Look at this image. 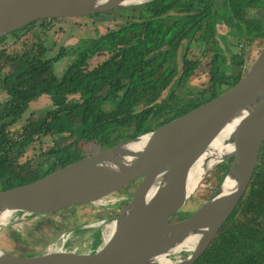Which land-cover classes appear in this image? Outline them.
<instances>
[{
    "label": "trees",
    "instance_id": "obj_1",
    "mask_svg": "<svg viewBox=\"0 0 264 264\" xmlns=\"http://www.w3.org/2000/svg\"><path fill=\"white\" fill-rule=\"evenodd\" d=\"M199 1L141 3L136 8L138 15L125 20L120 28L71 48L74 58L60 76L56 75L54 65L65 52L60 50L50 57L41 40L28 44L26 39L36 25L51 30L52 23L67 19L40 20L1 35L0 94L6 98L0 100V191L32 183L89 156L93 145L101 151L149 133L235 84L247 70L244 49L257 38L263 44L264 30L258 29V21L245 19V9L251 6L244 5V0L238 5L224 0L227 15L220 16L238 29L239 48L226 60L213 38L219 21L217 11L211 1ZM204 33L212 41L202 52L203 56L211 53L207 85L183 94L180 89L191 81L199 61L188 59L185 53L179 56L178 48L183 40H197ZM8 36L21 41L20 50L9 52L3 47ZM105 53L108 58L88 70V60ZM221 63L233 67L235 73L221 70ZM174 78L176 83L161 99ZM43 96L51 99V108L39 114L30 112L24 123L18 125L29 103ZM48 142L51 147L43 151ZM36 143L38 148L34 147ZM228 167L227 163L218 165L220 183ZM130 195L126 193L112 208L124 207ZM68 211L48 216L28 214L24 222L37 219L43 224ZM108 216L105 214V218ZM182 218L174 215L170 221ZM10 220L2 225L6 226L5 231L17 244H26L28 238H23L19 231L29 234L32 227L26 226L22 231L13 228ZM28 251L20 247L16 253L41 255ZM194 264H264V141L243 197Z\"/></svg>",
    "mask_w": 264,
    "mask_h": 264
},
{
    "label": "water",
    "instance_id": "obj_2",
    "mask_svg": "<svg viewBox=\"0 0 264 264\" xmlns=\"http://www.w3.org/2000/svg\"><path fill=\"white\" fill-rule=\"evenodd\" d=\"M131 5L130 0H0V36L40 20L85 18ZM227 130L223 143L231 152L203 174L228 164L217 191L190 217L170 221L192 196L187 182L196 163ZM263 141L264 43L241 78L209 102L37 181L0 191V218L99 207L131 194L95 251L21 256L0 250V264H194L243 197Z\"/></svg>",
    "mask_w": 264,
    "mask_h": 264
},
{
    "label": "rangeland",
    "instance_id": "obj_3",
    "mask_svg": "<svg viewBox=\"0 0 264 264\" xmlns=\"http://www.w3.org/2000/svg\"><path fill=\"white\" fill-rule=\"evenodd\" d=\"M220 3V0H215V8L217 11V16H219V25L216 27L217 34L214 36L215 38H213L216 40L219 48L221 49L222 57L228 60L229 55L239 52V48L235 47L236 43L238 42L236 40L238 36H235L234 34L226 35L228 31V24H226L224 19L220 16V13H223V7ZM136 8L137 7L135 6L133 8L114 11L115 13H111L110 15L114 16L116 19L98 18L94 19L93 21L89 19H67L64 21L52 23L53 27L51 30L43 29L39 25H36L32 28V31L30 34H28L26 40L28 44H33L41 40L44 46L49 50L50 57H54L55 55H57L58 51L60 50L65 52L64 57L54 65L56 75L60 76L74 58V56L71 54V48L87 43L88 39L90 40L92 38L103 35L108 30L110 31L124 25L123 21L136 17V12L138 11H136ZM221 37H223V39ZM195 38L194 40H183L177 51L179 56L185 53L188 59L192 61H199L198 67L195 70L191 81L187 84H184L180 89L181 93L183 94L192 90L193 88H204L205 85H207L208 75L211 69V53L205 56H203L202 54L203 50H206V48H208L207 46L212 44L211 36L207 33H204L203 37L201 38L200 36H197V38L200 39L196 40ZM206 40L208 42H206ZM224 40L228 41L230 49H227L226 45L224 44ZM252 42L253 43L250 46L244 49L246 53V68L250 66L263 45L262 41L259 38L254 39V41ZM3 47L8 48L9 52H11L12 50H20L21 41H16L15 37L8 36L3 42ZM107 57V54H101L91 58L87 64L88 70H92L93 68L101 64ZM177 59L179 60V57H177ZM222 64L223 63L220 64L221 70H226V72L232 71L235 73V69L233 67H226ZM172 83L173 84L163 92L160 97L161 99L165 98L170 92L173 85L176 83V78H174V82ZM5 98L6 97L4 94H0L1 101H4ZM50 108L51 99L47 96H43L36 101L30 102L27 111L23 114L22 119L20 120L18 125L24 123V119L28 117V114L30 112L39 114L40 112H43ZM43 146V151H46L51 147V143L48 142ZM34 147L38 148V143H36ZM98 150L99 148L93 145L91 148V154L98 152ZM29 153L32 152L30 151ZM217 167L218 166H216L209 172V174L201 182L202 186L200 188L197 187L194 194L187 201L184 208L176 215L188 217V213L195 212L202 202L209 199L215 194L220 185V173L217 172ZM122 209L123 207H113L108 210H104L103 208L96 206L75 207L69 209L67 213L50 217L49 220L46 221L47 223L44 222L43 224H39V221L37 219H31L30 221L24 222L25 217H23L22 215H17L19 213H14L10 217V224L13 226V228H19L24 231L26 226L32 227V229L29 231V234L19 231L23 238H28V241L26 244L18 243L20 245L18 247V244L5 231L4 228L6 226L0 225V250L12 254L15 253L16 255H18L16 252H18L20 247H25L29 250L28 252H26L28 254H43L49 250H61L59 248H61V244L63 243V241H65V250H77L79 252L95 251L102 246V243L100 239L97 238L95 239L98 242L97 245L91 246L92 238L94 235H96V232L101 233V231L104 230L103 227L100 226L101 224H103V222H106L104 221L106 220L104 219L105 214L109 215L107 219H110L112 217L115 218ZM55 224L59 225L61 228L63 227L64 229H57V226ZM102 237L105 239L106 233L102 232ZM174 257L176 258L177 255H175Z\"/></svg>",
    "mask_w": 264,
    "mask_h": 264
},
{
    "label": "flooded vegetation",
    "instance_id": "obj_4",
    "mask_svg": "<svg viewBox=\"0 0 264 264\" xmlns=\"http://www.w3.org/2000/svg\"><path fill=\"white\" fill-rule=\"evenodd\" d=\"M144 1V0H143ZM208 1V0H207ZM209 1H211L212 2V8H213V10H216V8H215V0H209ZM231 2L233 1L234 3H236L237 5H238V2H240V0H230ZM242 1V0H241ZM195 2H200L199 0L198 1H196L195 0ZM220 4H221V6L223 7V13H220L221 15H227V13H226V4L224 5V3H225V1L224 0H220ZM141 3H144V2H139V3H136V4H133V5H131L130 7H125V8H121V9H127V8H133V7H137L138 5H140ZM249 4V6H251V7H248V8H246L245 9V19L246 20H250V21H258L259 22V27H258V29H262V30H264V0H244V5H248ZM236 5V6H237ZM121 9H117V10H121ZM117 10H113V11H109V12H105V13H102L100 16H98V15H95V16H91V17H85V18H73V19H89V20H94V19H98V18H107V19H116L114 16H112V15H110L111 13H115L114 11H117ZM109 15H108V14ZM108 15V16H107ZM125 15H127V14H125ZM138 15V14H137ZM188 15V14H187ZM189 16V15H188ZM218 21V20H217ZM123 23L125 24V21H123ZM219 23V22H218ZM227 24V23H226ZM219 25V24H218ZM218 25H216L215 26V35L217 34V32H216V27L218 26ZM118 28H120V27H118ZM118 28H116V29H118ZM116 29H113V30H108L105 34H103V35H100V36H105V35H107L108 33H110L111 31H114V30H116ZM227 29H228V31H227V34L226 35H235V36H238V29L237 28H235V26H231V24H229L228 25V27H227ZM99 37V36H98ZM98 37H96V38H92V39H90V40H94V39H97ZM228 37V36H227ZM215 38V37H214ZM221 38H223V37H221ZM215 40V39H214ZM88 41H89V39H88ZM216 41V40H215ZM217 43V42H216ZM224 44L226 45V47H227V49H230V46H229V43H228V41L227 40H224ZM236 45H237V43H236ZM235 45V47L236 48H238L237 46ZM217 46H218V44H217ZM219 47V46H218ZM248 47V46H247ZM246 47V48H247ZM105 54H107L108 56H109V54L108 53H105ZM108 58V57H107ZM106 58V59H107ZM105 59V60H106ZM90 60V59H89ZM88 60V61H89ZM60 61V60H59ZM88 64V63H87ZM121 199H124V197L123 198H121ZM127 199H129V197H127ZM118 200H120V199H118ZM117 200V201H118ZM117 201H115V202H117ZM114 202V203H115ZM114 203H112V204H105V205H101V206H99L100 208H103V209H111L112 208V206L114 205ZM106 206H108V207H106ZM109 207H111V208H109ZM194 213V212H193ZM193 213H188V217H190ZM187 216H184V218H182V219H186V218H188ZM104 219H106V220H104V221H106V222H103V224H101V226L100 225H98V226H100V227H103V229L104 230H102L101 231V233L100 232H96L95 234L96 235H94L93 236V238H92V244H91V246L92 245H97V240H95V239H100V241H101V243H102V245L104 244V242L107 240V238H108V236H109V234H110V232H111V230H112V227H113V224H114V222H113V217L112 218H104ZM182 219H179V220H182ZM179 220H174V221H179ZM102 232H104V233H106V237H105V239L102 237ZM64 242L65 241H63V243L61 244V248H59V249H61V250H65V248H64ZM50 251V250H49ZM66 251H77V250H66ZM79 252V251H78ZM173 257V256H172ZM172 257H171V259H172Z\"/></svg>",
    "mask_w": 264,
    "mask_h": 264
},
{
    "label": "bare ground",
    "instance_id": "obj_5",
    "mask_svg": "<svg viewBox=\"0 0 264 264\" xmlns=\"http://www.w3.org/2000/svg\"><path fill=\"white\" fill-rule=\"evenodd\" d=\"M143 0H130L131 4L139 3ZM230 130V129H229ZM229 130L225 132L222 138L215 140L209 146V150L199 159L196 163L194 170L191 172L187 182L188 194L193 195L195 190L202 186L201 182L204 180L203 174L206 170L212 168L219 156L223 153L231 152L229 147H226L223 143L224 139L228 136ZM206 177V176H205ZM90 207V206H89ZM196 207V206H195ZM95 209V208H94ZM86 210V209H85ZM105 210V209H104ZM192 210V209H191ZM74 212V211H73ZM190 212V211H188ZM11 216L5 214L0 218V225H4L10 219ZM63 217V216H62ZM72 217V216H71ZM76 220V219H75ZM43 221V220H42ZM47 223V222H46ZM73 223V222H72ZM45 225V224H44ZM47 225V224H46ZM68 225V224H67ZM51 226V225H50ZM72 226V225H71ZM37 228V227H36ZM63 228V227H62ZM61 228V229H62ZM40 229V228H39ZM46 229V228H45ZM64 229V228H63ZM36 231V230H35ZM14 232V231H13ZM59 232V231H58ZM50 233V232H49ZM33 235V234H32ZM7 236V235H6ZM41 236V235H40ZM33 238V237H32ZM49 240V239H48ZM43 243V242H42ZM193 245L187 246V249L191 250ZM14 253V252H13ZM15 254V253H14Z\"/></svg>",
    "mask_w": 264,
    "mask_h": 264
}]
</instances>
